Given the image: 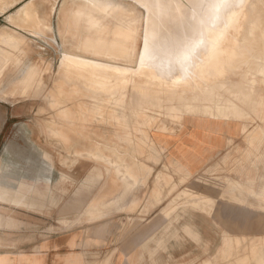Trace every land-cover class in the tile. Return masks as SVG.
<instances>
[{
	"label": "crops",
	"instance_id": "obj_1",
	"mask_svg": "<svg viewBox=\"0 0 264 264\" xmlns=\"http://www.w3.org/2000/svg\"><path fill=\"white\" fill-rule=\"evenodd\" d=\"M243 124L190 118L173 132H152L151 143L163 153L160 166L155 155L150 161L147 153L145 158L104 153L102 159L81 154L77 161L73 154L59 152L37 126L31 138L8 137L0 153V185L16 188L18 199L13 201L16 206L1 203L8 213L4 215L7 226L4 218L0 229L1 249L6 250L0 253V264H201V257L264 256L262 150L247 154V164L240 169L241 183L230 179L205 189L197 182L217 158L230 154L243 137ZM164 160L190 177L183 185L178 177L175 200L164 201ZM10 170L16 171L15 187L3 179ZM20 183L22 192L28 193L25 200L19 199ZM204 193H209L207 200L200 199ZM185 194L193 198L181 199ZM10 209L16 217L9 215ZM94 210L102 212L100 219L90 215ZM241 244L244 247L237 249Z\"/></svg>",
	"mask_w": 264,
	"mask_h": 264
},
{
	"label": "bare ground",
	"instance_id": "obj_2",
	"mask_svg": "<svg viewBox=\"0 0 264 264\" xmlns=\"http://www.w3.org/2000/svg\"><path fill=\"white\" fill-rule=\"evenodd\" d=\"M16 1L0 0V14L16 5ZM248 2L249 0H65L57 11V0H52L49 11L42 14L44 17H40L33 1H29L16 14L9 16L8 21L14 28L0 30V101L16 105L29 101L32 92H35L34 96H44L42 92L47 88L44 89L45 83L42 81L46 70L42 66L46 63L44 57H39L38 65L19 84L9 83L5 89L3 80L7 72L13 71L21 63L30 49L34 50L35 41L28 33L57 44L53 37L47 36L51 26L49 18L57 11L62 24L59 29L62 44H58L61 48L60 66L55 71L53 86L45 97L50 109L55 111L54 117L49 114L51 119L54 118L52 124L63 118L68 120L66 123L70 126L85 122H114L126 131L130 124L127 114L129 111L133 118L140 117V113L145 111H166L178 119H182L183 114L221 115L222 112L213 106V102L224 93L221 86L225 81V74L242 65L249 67L256 54L260 53L264 58L261 43L264 42L263 0H257V5L251 12L247 11ZM244 15L250 18L252 30L253 43L249 47H240L237 38L232 40L238 21ZM72 98L76 101L72 116H68L67 102ZM18 99H22L21 102L16 101ZM105 108H111L112 113L104 115ZM73 131L75 132L74 129ZM53 133L56 137L63 138L60 131L53 129ZM255 138H260L259 133ZM119 140L130 143L127 131L125 137ZM116 145L104 147L111 150V154H118L120 152ZM101 147H92L84 155L102 159L105 151ZM127 170L124 172L127 173ZM122 175L123 170L121 177L124 178ZM20 184L19 199L25 200L28 193L22 192L23 184ZM29 188L32 189L31 186ZM201 196L204 197L203 194ZM17 199L16 188L0 185V203L15 205L13 201ZM90 215L94 219H100L102 212L94 210ZM154 242L156 245V241ZM260 264H264V258Z\"/></svg>",
	"mask_w": 264,
	"mask_h": 264
},
{
	"label": "rangeland",
	"instance_id": "obj_3",
	"mask_svg": "<svg viewBox=\"0 0 264 264\" xmlns=\"http://www.w3.org/2000/svg\"><path fill=\"white\" fill-rule=\"evenodd\" d=\"M29 1H33L36 9L38 10V13H40V17H44L42 16V14H46L49 11L52 3V0H17L16 5L9 8L6 12L0 14V30L8 27V29H13L14 27L8 21L9 16L16 14ZM64 2L65 0H57V11L61 9ZM256 5L257 0H249L248 4H246L247 11H253ZM262 7L264 8V0ZM57 11L50 18L48 17L50 19L51 26H49L50 28L47 34V36L53 37L57 41V44L51 42L50 40L38 39L34 37V34L28 33L30 38L35 41L34 50L30 49L28 51V54L22 58L21 63L17 64V67H15L13 71L7 72L4 77L3 88L5 89L9 85V83H12L13 85L19 84L38 65L39 57H44L45 59L44 62L46 63H43L42 65L43 67H45L44 69H46L43 72L42 76L44 77L42 81L45 83L44 89L47 87L42 92L44 96H34L35 92H32V95L30 94L29 97L30 99H28L29 101L25 102L24 104L17 103L16 105H14L15 107H13V104L11 103L0 101V123H8L0 124V153L4 151L2 149L6 146L3 145V142L8 137H17L20 141L27 137L31 138L34 136V129L35 126H37L40 128L43 127L40 131L41 135L49 138L52 145H54L59 150V152H68L71 154L74 153L73 157L75 158L80 157L81 154H86V150H89L90 148L96 146H102L101 148L105 151L106 154H111V150L107 149L104 146H114L117 144L116 146H118L119 148L118 151L122 155H126V157L131 158H145V155L147 153L149 155V160L151 161L152 158L150 156L151 154H153L157 159V166H160L159 160L161 154L163 153L160 149L158 150V148H156L153 143H151L150 136L152 132H173L177 128H179L187 119L212 117L237 122L238 124L244 123L242 137L243 139L239 138L236 141L237 143L234 144L233 149L229 151L230 154L227 155V157L223 155L217 158L210 166H208V168H206V170L200 173L197 179L201 183V186H203L202 188L205 189H208L209 186L221 185L225 184L226 182L229 183L230 179L233 180L232 183H241L240 169L242 167V164H247V154H250L251 152L256 154L261 150L264 153V58L260 56V53L256 54L255 60L251 62L249 67L247 65H242L240 67L229 70L225 74V81L221 86L224 93L222 96L216 97L213 102V106L218 108L222 112L221 115H218L217 113H214V116L211 113V115L202 113L194 116L183 114L182 119H178L176 117H173L172 115H169L168 113H166V111L159 113L145 111L140 113V117L133 118L131 116V112L129 111L127 112V114L130 124L129 128L126 130L127 137L130 140V143H128L119 140L125 137L126 131L114 122H111L109 124L101 122H85L82 124H74L73 126H70V124L66 123L68 120L63 118L60 121H54L55 124H52V120H54V118L51 119L50 116L54 117L55 111L50 109V106L45 97L53 86L54 78H56L54 74L55 71H57L59 65L61 49L59 48V45L62 44V40L59 35V29H61L62 24L60 18L58 17ZM249 21L250 18L245 15L240 18L237 24V31L232 37V40L236 38L238 39V44L240 47H249L250 44L253 43V40L251 39L252 30L250 28ZM261 43L264 51V42ZM83 52L84 51L82 50V53ZM239 52L240 51H237V54H240ZM39 61L43 62L42 60ZM50 63H53V65L50 66ZM19 99L16 101L21 102L22 99ZM75 101L76 100L72 98L69 102H67L68 108L66 111L68 113V116H72L73 114ZM44 110L46 112H44ZM111 110V108H105L104 115H110L112 113ZM200 110L203 111V108H200ZM45 113L48 114L45 115ZM14 115H16V118L12 117ZM14 121L16 122V124H13ZM101 127H103L104 130ZM108 127H110L111 129ZM53 129L55 131H60L63 138L56 137L53 133ZM73 129L75 130V132L73 131ZM90 129L92 130L90 131ZM114 129H116V131ZM113 130L114 132L113 134H111V131ZM117 132L119 135H117ZM257 133H259L260 138H255ZM89 136H91V139ZM246 137H248V139L245 141ZM253 142H255V144H253ZM78 154L79 156H77ZM254 157L256 156L254 155ZM248 163L252 164L250 160L248 161ZM164 171H166L164 172V201L175 200L177 199V191L180 187L176 186L178 177L184 179H181V185L188 183L190 181V177L188 178V176L184 174L180 166L174 164L173 162H170L169 160H164ZM15 173V170H10L9 173H6L9 174L8 176H3L5 183L9 184L10 187L12 185V187H15L17 183V176ZM180 175H182V177ZM1 178L2 177L0 176V180ZM208 195L209 193H204V197L201 196L200 199L207 200ZM183 198L184 200H189L193 197L192 194H185L184 197H181V199ZM11 204L12 203H10V206ZM6 213H8L7 210H3L0 203V229L2 228V219L4 218L6 220L5 227L7 226V216H4L6 215ZM9 215L16 217L15 210L10 209ZM2 216L4 217L2 218ZM1 243L2 241L0 238V244ZM243 247L244 245L242 244L236 245L237 249H242ZM4 251L6 250L1 249L0 245V253ZM238 251L239 250H236L234 252ZM263 258L264 256L225 257L219 255L215 258L201 257L200 262L201 264H257L262 262ZM105 264L109 263L107 262Z\"/></svg>",
	"mask_w": 264,
	"mask_h": 264
},
{
	"label": "flooded vegetation",
	"instance_id": "obj_4",
	"mask_svg": "<svg viewBox=\"0 0 264 264\" xmlns=\"http://www.w3.org/2000/svg\"><path fill=\"white\" fill-rule=\"evenodd\" d=\"M13 107H15V106L13 105ZM0 124H8V123H6V122H5V123L2 122V123H0ZM13 124H16V122L14 121ZM7 139H8V138H7ZM7 139H6V140H7ZM6 140H5V141H6Z\"/></svg>",
	"mask_w": 264,
	"mask_h": 264
}]
</instances>
